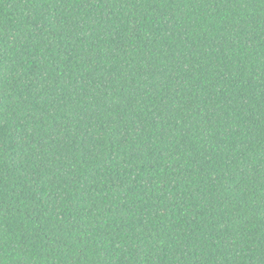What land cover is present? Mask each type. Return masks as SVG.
Masks as SVG:
<instances>
[{
    "label": "trees",
    "instance_id": "trees-1",
    "mask_svg": "<svg viewBox=\"0 0 264 264\" xmlns=\"http://www.w3.org/2000/svg\"><path fill=\"white\" fill-rule=\"evenodd\" d=\"M0 264H264V0H0Z\"/></svg>",
    "mask_w": 264,
    "mask_h": 264
}]
</instances>
